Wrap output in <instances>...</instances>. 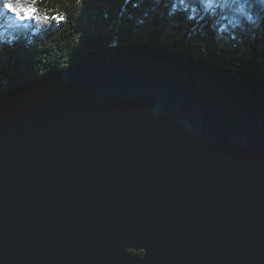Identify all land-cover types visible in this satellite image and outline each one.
Instances as JSON below:
<instances>
[{
    "label": "water",
    "instance_id": "obj_1",
    "mask_svg": "<svg viewBox=\"0 0 264 264\" xmlns=\"http://www.w3.org/2000/svg\"><path fill=\"white\" fill-rule=\"evenodd\" d=\"M0 264H264V76L116 43L5 88Z\"/></svg>",
    "mask_w": 264,
    "mask_h": 264
},
{
    "label": "trees",
    "instance_id": "obj_2",
    "mask_svg": "<svg viewBox=\"0 0 264 264\" xmlns=\"http://www.w3.org/2000/svg\"><path fill=\"white\" fill-rule=\"evenodd\" d=\"M180 1L35 0L40 19H32V26H21L17 16L3 24L0 19V94L116 43L158 45L264 76V10L256 0H224L214 10L212 0ZM53 15L62 21L43 19ZM220 18L224 28L216 36L213 28Z\"/></svg>",
    "mask_w": 264,
    "mask_h": 264
},
{
    "label": "snow or ice",
    "instance_id": "obj_3",
    "mask_svg": "<svg viewBox=\"0 0 264 264\" xmlns=\"http://www.w3.org/2000/svg\"><path fill=\"white\" fill-rule=\"evenodd\" d=\"M16 3H19L20 6H15ZM34 4L35 0H31V2L27 4L25 3V0H0V14L8 12L20 19L39 20L40 17L37 15L38 9L34 6ZM43 19L55 20L57 23H60L63 18L59 15H53L51 17L44 16Z\"/></svg>",
    "mask_w": 264,
    "mask_h": 264
},
{
    "label": "rangeland",
    "instance_id": "obj_4",
    "mask_svg": "<svg viewBox=\"0 0 264 264\" xmlns=\"http://www.w3.org/2000/svg\"><path fill=\"white\" fill-rule=\"evenodd\" d=\"M180 1V0H179ZM259 4L260 7L263 8L264 10V0H256ZM181 2V1H180ZM201 2H203V0H201ZM224 2V0H212L211 3H210V7H212V10H214L216 7H218L219 5H222ZM17 7L20 6V4L16 3ZM172 7H175V1H173V4H172ZM6 14L3 15V16H0V19H1V23L3 24L4 22H6L8 20L9 17H13L15 18L16 16L11 14V13H8V12H5ZM192 13H189L188 14V20L189 21H194V17H192ZM18 23L21 25V26H24V27H27V26H32L33 23H32V19L31 20H28V19H19ZM224 28V20L222 18L216 20L215 22V25H214V28H213V33L217 36H219L221 34V30ZM35 31H32V33H34Z\"/></svg>",
    "mask_w": 264,
    "mask_h": 264
}]
</instances>
